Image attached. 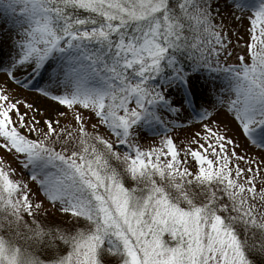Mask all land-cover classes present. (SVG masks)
<instances>
[{
  "label": "snow or ice",
  "instance_id": "obj_1",
  "mask_svg": "<svg viewBox=\"0 0 264 264\" xmlns=\"http://www.w3.org/2000/svg\"><path fill=\"white\" fill-rule=\"evenodd\" d=\"M0 13V264H264V0Z\"/></svg>",
  "mask_w": 264,
  "mask_h": 264
},
{
  "label": "rangeland",
  "instance_id": "obj_2",
  "mask_svg": "<svg viewBox=\"0 0 264 264\" xmlns=\"http://www.w3.org/2000/svg\"><path fill=\"white\" fill-rule=\"evenodd\" d=\"M244 23L247 24L248 21L245 20ZM0 25H5V26L7 25V17H5L2 13H0ZM241 34L244 35L243 30H242ZM245 39H247L246 35H245ZM241 46L243 47V44ZM0 151H2V150H0Z\"/></svg>",
  "mask_w": 264,
  "mask_h": 264
}]
</instances>
